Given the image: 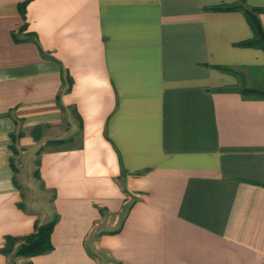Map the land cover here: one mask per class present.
I'll return each mask as SVG.
<instances>
[{
	"label": "crops",
	"instance_id": "crops-1",
	"mask_svg": "<svg viewBox=\"0 0 264 264\" xmlns=\"http://www.w3.org/2000/svg\"><path fill=\"white\" fill-rule=\"evenodd\" d=\"M24 1L0 0V248L57 221L0 264H264V97L238 86L264 50L208 8L236 0Z\"/></svg>",
	"mask_w": 264,
	"mask_h": 264
},
{
	"label": "trees",
	"instance_id": "trees-1",
	"mask_svg": "<svg viewBox=\"0 0 264 264\" xmlns=\"http://www.w3.org/2000/svg\"><path fill=\"white\" fill-rule=\"evenodd\" d=\"M27 0L19 4V9L24 16V5ZM208 8L214 10H229L238 9L241 10L247 19L251 29L252 36L248 39L238 42L242 46H253L259 47L264 50V30L262 28L259 12L262 10L261 7L248 5L246 0H236L233 3H221ZM221 69H227L225 66H218ZM241 92L246 95H252L255 97H264V87L262 85L246 86L242 85L240 88ZM63 140L56 139L50 140L52 144H59ZM57 221V215H54L52 219L44 222H35L34 229L32 232L20 236L7 235L3 246L0 248L1 252L8 254L14 252L16 255L23 257H31L33 255L42 254L50 251L53 248L51 242V233L53 227ZM25 264H32L27 261Z\"/></svg>",
	"mask_w": 264,
	"mask_h": 264
},
{
	"label": "rangeland",
	"instance_id": "rangeland-1",
	"mask_svg": "<svg viewBox=\"0 0 264 264\" xmlns=\"http://www.w3.org/2000/svg\"><path fill=\"white\" fill-rule=\"evenodd\" d=\"M263 69V68H262ZM259 72H263V75H264V69H263V71H261V70H258ZM255 84H258V85H262V87H264V81L262 82V81H254V80H252V79H250L249 77L248 78H246V79H242V80H240L239 81V83H238V86H240L241 87V85H249V86H252V85H255ZM75 140H77V139H75ZM58 144H52V143H50L49 141H46L44 144H43V146H57ZM26 262H24V263H22V264H25Z\"/></svg>",
	"mask_w": 264,
	"mask_h": 264
}]
</instances>
